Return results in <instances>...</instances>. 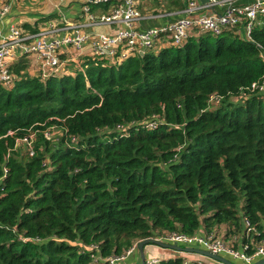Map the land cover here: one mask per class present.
Returning a JSON list of instances; mask_svg holds the SVG:
<instances>
[{
    "label": "trees",
    "instance_id": "1",
    "mask_svg": "<svg viewBox=\"0 0 264 264\" xmlns=\"http://www.w3.org/2000/svg\"><path fill=\"white\" fill-rule=\"evenodd\" d=\"M261 50L264 15L249 38L240 25L116 65L86 58L73 76L18 59L0 85V264H92L163 231H239L242 215L264 239ZM30 133L32 155L17 142Z\"/></svg>",
    "mask_w": 264,
    "mask_h": 264
},
{
    "label": "built area",
    "instance_id": "2",
    "mask_svg": "<svg viewBox=\"0 0 264 264\" xmlns=\"http://www.w3.org/2000/svg\"><path fill=\"white\" fill-rule=\"evenodd\" d=\"M90 3L108 1L112 3L110 10L104 13H94L86 6L74 23L65 22L61 30H73L72 34L58 36L57 31L41 30L37 38L27 42L17 31H12L4 36L0 42V85L11 86L16 79L7 65V58L16 48L23 54H30L40 63L38 76L45 79L50 76L64 75L63 64L71 65L69 75L78 71L83 72L84 55H86V43L90 42V58H102L107 65H116L127 60L129 57L139 54L141 51H157L167 43L169 46L181 47L190 37H197L201 34L218 35L224 29H231L243 25L246 37H250V31L257 18L264 15V0H248L244 4H233L228 1L222 13L214 12L218 0H210L208 3L199 4L190 0L184 7V15L175 19L167 25L149 27L143 31H136L135 26L142 18L141 13L135 7L136 0H86ZM10 3L4 1L0 4V15L6 13ZM50 24V22H49ZM99 25L121 26L117 29H110L107 33H100L98 39L91 40L92 29ZM85 30V32H83ZM194 32V34H192ZM261 57L264 60V52L261 50ZM63 53L65 58L61 59ZM261 91L264 93L263 81L261 84L252 83L250 91ZM264 97V95H263ZM220 97L212 95L209 98L211 105H216ZM154 127L155 123H148ZM54 129V128H53ZM51 132L46 131L47 138H51ZM34 134L23 137L17 142L26 146V151L32 155V140ZM241 229L232 233L198 231L186 234L180 231H163L155 234L156 240L165 243H175L183 246L200 247L216 255H228L231 258L244 264H253L264 258V239L252 243L251 236L254 227L246 216L240 218ZM249 239V242L244 241ZM139 241L133 242L119 255L102 257L94 255L92 264H119L137 249ZM92 248V247H91ZM185 253V252H180ZM195 254V253H192ZM198 255V254H197ZM201 256V255H199ZM201 260L182 258L181 264H224L201 256ZM147 264H158L157 258L150 257Z\"/></svg>",
    "mask_w": 264,
    "mask_h": 264
},
{
    "label": "crops",
    "instance_id": "3",
    "mask_svg": "<svg viewBox=\"0 0 264 264\" xmlns=\"http://www.w3.org/2000/svg\"><path fill=\"white\" fill-rule=\"evenodd\" d=\"M10 3V7L5 14L0 15V42L2 38L12 31H17L22 37L30 42L37 38L41 30L57 31L58 36L64 34H72L73 30H61L65 22L74 23L78 20L82 9L88 7L94 13H104L110 10L112 3L108 1H98L90 3L86 0H0ZM190 0H136L135 7L141 13L142 18L136 24V31H143L149 27L167 25L175 19L184 15L183 9ZM199 4H203L200 0H193ZM210 0H207L208 3ZM214 12L222 13L228 1L233 4H244L248 0H218ZM204 3V4H205ZM50 22V24H49ZM121 26L99 25L92 29V38L98 39L100 33H107L110 29H117ZM85 32V30H83ZM194 34V32H192ZM169 46L165 44L164 47ZM86 58H90L91 51L90 42L86 43ZM24 57L28 62V67L25 70L30 76H37L41 69L40 63L30 54H23L19 48L11 52L6 59L7 65L10 67L18 59ZM60 58H65L63 53ZM32 68L35 70L32 71ZM72 69L71 65L63 64L62 73L68 74ZM264 226V220L262 222ZM219 232L225 231V226L222 225L217 229ZM203 231V230H202ZM143 256V258H142ZM157 258L159 261L174 257L192 259L193 261L201 260V256L192 253H180L171 249L163 248L155 244H147L143 249V255L138 249L133 251L126 259L119 264H143L150 258Z\"/></svg>",
    "mask_w": 264,
    "mask_h": 264
},
{
    "label": "water",
    "instance_id": "4",
    "mask_svg": "<svg viewBox=\"0 0 264 264\" xmlns=\"http://www.w3.org/2000/svg\"><path fill=\"white\" fill-rule=\"evenodd\" d=\"M200 1L202 3L207 2V0H200ZM139 54L142 55L143 52L141 51ZM147 244H155V245H158L160 247L171 249V250L178 251V252L195 253V254L210 258L212 260L222 262L224 264H235L234 262H232L231 260H229L228 258H226L224 256L212 254L208 250L200 248V247L183 246V245H179V244H175V243H165V242L156 240L154 238H145V239H142L138 242L137 248H138L139 252L141 253V255H143V249ZM142 258H143V256H142ZM145 263L146 262L143 261V264H145ZM253 264H264V258L257 260Z\"/></svg>",
    "mask_w": 264,
    "mask_h": 264
},
{
    "label": "rangeland",
    "instance_id": "5",
    "mask_svg": "<svg viewBox=\"0 0 264 264\" xmlns=\"http://www.w3.org/2000/svg\"><path fill=\"white\" fill-rule=\"evenodd\" d=\"M84 57V60L86 59L85 55L83 56ZM32 71L34 72L35 70L32 68ZM71 73V71L68 73V74H64V75H69ZM63 75V74H62ZM61 76V75H60ZM73 76V75H72ZM117 131H121L120 129H118ZM56 132L55 129H52V132H51V136L53 135L54 136V133ZM110 131H107V133H109ZM112 132V131H111ZM57 135V133L55 134V136ZM138 249V248H137Z\"/></svg>",
    "mask_w": 264,
    "mask_h": 264
}]
</instances>
